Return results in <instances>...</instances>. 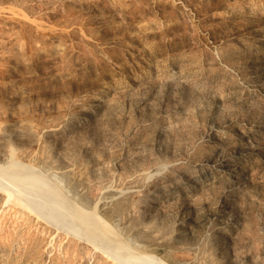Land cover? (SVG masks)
<instances>
[{"label":"rangeland","instance_id":"1","mask_svg":"<svg viewBox=\"0 0 264 264\" xmlns=\"http://www.w3.org/2000/svg\"><path fill=\"white\" fill-rule=\"evenodd\" d=\"M78 222L142 264H264V0H0V264H123Z\"/></svg>","mask_w":264,"mask_h":264},{"label":"bare ground","instance_id":"2","mask_svg":"<svg viewBox=\"0 0 264 264\" xmlns=\"http://www.w3.org/2000/svg\"><path fill=\"white\" fill-rule=\"evenodd\" d=\"M10 186L13 191L21 193V195L27 196V198H29L30 201L34 199L32 194L30 195V192H28V187L25 186L18 187L14 182H12V185ZM53 192L54 194L45 193V196H39L42 199V202H40V207L42 206V208L43 207L46 208V210H49L52 215H54L53 213L57 211L56 212L57 214L60 213L63 216L65 215L67 217L68 213L72 211L71 205L67 204L68 201L65 198H63L62 195H60L56 191ZM76 227H78L77 230L79 235H81L82 237H84L85 239L89 240L90 242L94 243L99 247L102 246L101 247L102 249L106 250L112 257L121 261L123 264H142L140 261L134 259V256L132 254L124 253L125 247H122L121 244L117 245L114 251L108 250V247L105 244H103L101 241H99L98 238L94 237L91 231H88L84 225L79 224L78 222V225ZM227 234H230L229 227H226L223 232L224 236H226Z\"/></svg>","mask_w":264,"mask_h":264}]
</instances>
